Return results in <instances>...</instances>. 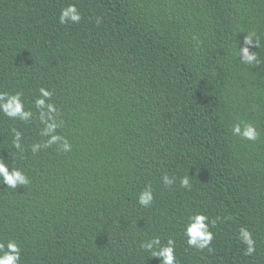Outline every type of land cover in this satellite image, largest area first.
Here are the masks:
<instances>
[{
	"label": "trees",
	"instance_id": "trees-1",
	"mask_svg": "<svg viewBox=\"0 0 264 264\" xmlns=\"http://www.w3.org/2000/svg\"><path fill=\"white\" fill-rule=\"evenodd\" d=\"M67 3L79 24H59ZM40 87L71 150L46 146L32 103L26 122L0 114V159L30 179L0 182V240L18 243L20 264H160L139 247L157 235L175 239L178 264H264V0H0V90L31 101ZM239 121L260 138L233 136ZM195 212L216 220L212 252L186 244Z\"/></svg>",
	"mask_w": 264,
	"mask_h": 264
},
{
	"label": "clouds",
	"instance_id": "clouds-1",
	"mask_svg": "<svg viewBox=\"0 0 264 264\" xmlns=\"http://www.w3.org/2000/svg\"><path fill=\"white\" fill-rule=\"evenodd\" d=\"M60 25L79 24L83 19V14L75 3H67L60 9L59 14ZM99 22V17H97ZM253 37H256L257 44L259 45V37L255 31H250L244 38L245 45L253 42ZM245 58L246 64H252L256 60L255 53H249L248 47L240 49L236 55L241 54ZM39 96H33L31 101L26 100L22 90L7 91L0 90V114L7 117L12 121H28L34 112L30 108H26V103H32L35 109L39 112V119L41 123L45 124L42 130V135L50 136L46 146L61 142L62 150L67 152L71 150V145L68 141L59 135L55 134V130L60 125L56 122V115L59 110L53 103H46V99L50 100L52 92L44 87L39 88ZM243 126V131L241 129ZM13 131H15L13 129ZM232 135L237 136L249 142H256L260 138V131L256 124L251 122L239 121L232 126ZM21 133L15 132V139L13 145L17 149H21L20 144ZM39 145H33L32 151L35 152ZM0 182L8 188H16L18 185H27L30 179L26 174L17 168L9 171V166L0 159ZM164 186L169 187L176 183V177L164 174L162 176ZM180 187L184 189H191V178L186 175L180 178ZM137 203L144 208H148L154 203V193L151 185H146L137 196ZM218 219V218H217ZM216 225V220H209V217L203 213L195 212L189 214L186 223L183 226V235L186 237V244L189 248L208 252H212L211 243L214 239V234L210 230L211 227ZM237 239L240 243L246 246L243 254L251 256L256 251V242L253 238L252 232L244 226L239 228ZM140 249L149 253L151 257L157 258L160 264H178L176 256V241L174 238L169 237L166 242L162 241L160 236H152L146 238L139 243ZM21 248L15 240L9 239L8 241L0 240V264H20Z\"/></svg>",
	"mask_w": 264,
	"mask_h": 264
}]
</instances>
